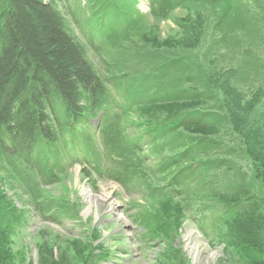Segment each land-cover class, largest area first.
Listing matches in <instances>:
<instances>
[{
  "label": "trees",
  "instance_id": "1",
  "mask_svg": "<svg viewBox=\"0 0 264 264\" xmlns=\"http://www.w3.org/2000/svg\"><path fill=\"white\" fill-rule=\"evenodd\" d=\"M91 5L89 0L87 8L92 9ZM96 8L85 17L89 42L99 38L101 45H117L109 77L116 87L126 83L125 95L132 97L134 108L180 104L155 121L134 123L139 130L148 128L153 142L159 143L151 154L136 142L130 150L161 157L154 167L138 157L147 170L137 174L136 183L159 192L156 196L173 192L176 199L185 201L186 214L195 210L196 203L206 202V219L211 220L213 230L209 229L214 233L225 232L231 225L257 223L249 235L264 250L263 215L258 203H251L249 187L241 185L245 174L237 173L239 167L233 160L245 148L239 136L245 137L247 147L264 127V0H190L186 8L197 18L191 31L207 43L202 59L148 49L128 36L120 13V21H113L118 28L111 33L101 29L105 8L107 12L113 9ZM168 68L175 71L160 76V70ZM147 88L140 95L139 90ZM108 93L60 0H0V154L10 161L19 159L31 169L41 158L58 160L63 150L73 159L77 146H84L95 158L87 131H93L89 121L107 106ZM252 94L257 104L249 118L241 103ZM105 140L110 143L114 138L106 135ZM108 147L119 155L114 162L122 166L133 159L125 142ZM253 169L264 184V164ZM145 172L167 175L168 186L160 192L159 185H146L140 179H146ZM84 174L89 178L91 171ZM228 174L229 182H223ZM112 175L119 178V170ZM189 200L194 202L187 205ZM36 208L44 214L51 205ZM195 212L191 220L204 228L205 217Z\"/></svg>",
  "mask_w": 264,
  "mask_h": 264
},
{
  "label": "rangeland",
  "instance_id": "2",
  "mask_svg": "<svg viewBox=\"0 0 264 264\" xmlns=\"http://www.w3.org/2000/svg\"><path fill=\"white\" fill-rule=\"evenodd\" d=\"M60 1L75 37L85 46L88 58L108 87V104L90 120L93 131H87L95 158L88 157L84 146H77L73 157L79 155L81 162L90 160L88 165L92 166L93 162L97 172L87 178L84 171L89 166L72 161L64 150L58 160L41 158L32 169L19 159L10 161L0 154V264H264V250L257 248L249 235L257 223L231 225L225 232L214 233L210 230L211 220L206 219L209 214L206 202L196 203L195 210L186 214L185 201L176 199L173 192L156 196L159 192L147 191L140 182L136 183L137 174L147 170L138 157L152 167L160 164L161 157L130 150L136 142L151 154L159 143L153 142L148 128L139 130L134 123L155 121L162 112L180 104L134 108L131 96L125 95L126 83L116 87L109 77L111 70L114 71L112 61L117 45L102 42L101 51L90 45L84 28L86 18L82 8L79 9L83 4L80 0ZM106 6L114 13L107 12ZM189 6L190 0H92L91 8L95 12L96 7L105 8L106 29L110 33L119 27L113 21H120V13L126 20L121 27L127 29L128 36L148 49L162 48L202 59L203 45L207 43L191 31L197 18L194 11L186 8ZM93 41L99 45L101 40L94 38ZM131 66L129 63L128 67ZM173 71L168 68L159 74ZM148 86L153 84L150 82ZM147 90H139L140 95ZM172 91L176 93L173 88ZM256 104L252 94L241 103V109L250 118ZM259 129L255 140L252 136L247 145L249 149L244 145L245 137L239 136L245 148L241 146V156L233 160L239 167L237 173L245 174L241 185L249 187V199L251 203H258L264 222V184L261 174L253 169L264 164V127ZM106 135L114 140L107 143ZM117 142H125L128 153L133 156L126 167L114 162L119 161L115 157L119 155L108 147ZM108 167L110 173L106 171ZM118 170L119 178L114 179L112 173ZM145 173L146 179L143 176L140 179L146 185L147 182L150 187L157 184L160 192L168 186L167 175ZM53 175L55 178L49 180ZM229 178L230 174L225 175L223 182H229ZM215 183L219 186V182ZM193 202L189 200L187 205ZM47 204L51 208L44 209V214L36 210L37 205ZM62 204L71 210V215L65 214ZM195 211L205 217L204 228L191 220L197 215Z\"/></svg>",
  "mask_w": 264,
  "mask_h": 264
},
{
  "label": "bare ground",
  "instance_id": "3",
  "mask_svg": "<svg viewBox=\"0 0 264 264\" xmlns=\"http://www.w3.org/2000/svg\"><path fill=\"white\" fill-rule=\"evenodd\" d=\"M106 27H107V24H106L105 19H104V22H103V25H102L101 29H106Z\"/></svg>",
  "mask_w": 264,
  "mask_h": 264
}]
</instances>
